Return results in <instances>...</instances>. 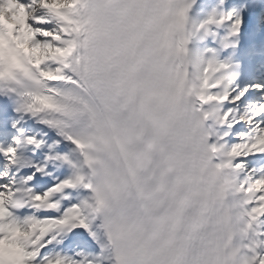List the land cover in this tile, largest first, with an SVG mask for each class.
<instances>
[{
  "label": "snow or ice",
  "instance_id": "snow-or-ice-1",
  "mask_svg": "<svg viewBox=\"0 0 264 264\" xmlns=\"http://www.w3.org/2000/svg\"><path fill=\"white\" fill-rule=\"evenodd\" d=\"M0 264H264V0H0Z\"/></svg>",
  "mask_w": 264,
  "mask_h": 264
}]
</instances>
